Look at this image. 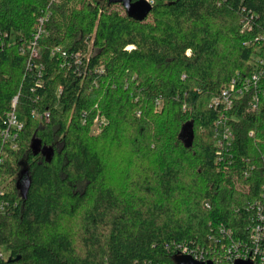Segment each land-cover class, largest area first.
Instances as JSON below:
<instances>
[{"label":"trees","instance_id":"1","mask_svg":"<svg viewBox=\"0 0 264 264\" xmlns=\"http://www.w3.org/2000/svg\"><path fill=\"white\" fill-rule=\"evenodd\" d=\"M261 60L264 0H154L144 19L125 0H0V264H186L179 246L208 249L221 223L246 235L264 203ZM257 66L256 109L211 106Z\"/></svg>","mask_w":264,"mask_h":264},{"label":"built area","instance_id":"2","mask_svg":"<svg viewBox=\"0 0 264 264\" xmlns=\"http://www.w3.org/2000/svg\"><path fill=\"white\" fill-rule=\"evenodd\" d=\"M145 1L150 5L154 3V0ZM39 20L41 24L35 28L33 36L21 48V52L28 54L30 59L40 58V48L39 43L37 42L40 37L45 34V28L42 25L45 20L43 17H40ZM55 52L61 53L62 56L66 55V51L62 50L61 47H57ZM260 62L263 63L264 60H261ZM262 74V71L257 66L256 70L250 75L232 78L231 81L219 91V94L212 98L211 106L215 109L228 111L234 106L236 99H239L244 94H250L248 107L251 110L256 109L259 93L262 91ZM16 102L17 97L13 99V108L16 107ZM32 113L35 116L43 117L46 120L49 119V112H45L42 116L35 111ZM6 128L7 129H4L2 132V135L7 139H16L19 131L22 130L23 122L19 120L15 114V110H12L7 116ZM215 136L217 137L216 145L218 148L217 162L231 163L234 157L231 152L233 132L226 124L224 117H221L216 123ZM15 146L16 144L13 142V147ZM254 169H256V164L250 162L244 174L250 176L251 171ZM1 192L3 191L0 190V194ZM248 209L253 210L255 216L251 218V223L247 226L246 235L236 237L231 228L226 227L221 223L218 227V234L209 235L210 240L213 241L208 249L182 244L179 246L180 253L197 262L211 261L214 264H231L237 259H251L254 264H264V203L261 200H255L249 203ZM5 211L6 202L5 200L0 199V215L4 214ZM0 256L4 258L7 257L3 251H0Z\"/></svg>","mask_w":264,"mask_h":264},{"label":"water","instance_id":"3","mask_svg":"<svg viewBox=\"0 0 264 264\" xmlns=\"http://www.w3.org/2000/svg\"><path fill=\"white\" fill-rule=\"evenodd\" d=\"M125 3L127 5V8L129 9L130 13L139 19H144L152 10V5H150L145 0H137L135 2H131L130 0H125ZM184 133L190 135V137L193 136L190 128L189 129L186 128L184 130ZM35 146H36V144H35ZM23 190H24V188H23ZM186 264H214V263L211 261H209V262L198 261L197 262V261L193 260L192 258H188ZM231 264H254V263L251 259H237Z\"/></svg>","mask_w":264,"mask_h":264},{"label":"rangeland","instance_id":"4","mask_svg":"<svg viewBox=\"0 0 264 264\" xmlns=\"http://www.w3.org/2000/svg\"><path fill=\"white\" fill-rule=\"evenodd\" d=\"M97 126V125H96ZM96 128H98V127H96Z\"/></svg>","mask_w":264,"mask_h":264}]
</instances>
